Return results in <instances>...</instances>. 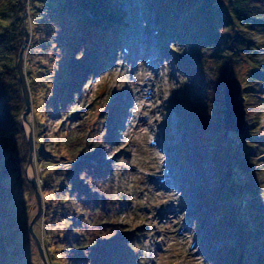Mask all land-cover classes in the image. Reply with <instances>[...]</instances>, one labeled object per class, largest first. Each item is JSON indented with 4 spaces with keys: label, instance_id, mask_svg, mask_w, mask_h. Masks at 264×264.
Returning <instances> with one entry per match:
<instances>
[{
    "label": "rangeland",
    "instance_id": "1",
    "mask_svg": "<svg viewBox=\"0 0 264 264\" xmlns=\"http://www.w3.org/2000/svg\"><path fill=\"white\" fill-rule=\"evenodd\" d=\"M22 2L26 5L27 14L28 0H22ZM154 2L155 0H120V8L126 12V19L122 20L118 30L120 37L117 47L108 49L105 71H98L91 81L85 78L83 100L80 104L82 106L84 104L86 108L87 104L96 98L95 89L99 87L98 85L101 82H107L105 92L109 91L107 93L109 96L104 95L102 102L105 104L109 100L116 101L119 104L116 112L123 110L124 113L110 126L113 131L103 149L102 164L111 165L114 184L112 196L117 198L114 200L117 204L116 209L114 212L108 211L107 217L111 222L123 223L130 232H136L139 238L138 241L134 240L133 244L131 243L129 256L136 264H212L208 257H212L211 253L214 250L218 252L220 246L224 244V242L210 240L217 234L216 229L210 224L212 216L209 215L207 208L208 199L211 200L214 196L211 193L216 187V173L222 174L227 164L230 168L234 167L235 176L242 180L248 179L259 186L262 195L257 201L258 209L264 214V169L261 167L257 171L256 168L251 170L249 164L253 163V160L250 159L247 160L248 164L245 163L249 152L253 155V159H261L264 162V155L260 150V146L264 147V144H260L264 135V104L260 102L261 104L253 108L254 113L258 114V119L254 117L255 121L252 122L253 135L258 138L256 143L247 145L239 136L232 133L234 131H229L223 138L224 128L223 131H219L217 126L220 124L219 117L223 114L224 106L221 98L224 83L221 79H216L217 76L214 75V70L209 65L211 62L207 58L229 63L230 60L233 61L228 54L229 50L225 51V57H221L219 55L225 54L221 53L223 50H219V41L215 44L208 41L210 37L207 31L212 33V23H203L200 34L196 38L192 37L191 39H194L190 41H187L186 37L190 38L191 33L185 32L184 29L174 34V39L170 38V31H166L162 38L157 37V25L150 8ZM34 4V0L30 2L31 7ZM36 4L35 10H32L36 23H32L31 31L25 28L27 40L25 42L24 36L23 41L29 43L30 37L33 36L32 42L36 48H39L53 40L52 32L44 34L42 29L49 26L50 18L56 20L58 13L56 15L51 11L49 5L51 3L47 0H37ZM27 19L29 23L31 20ZM214 28L219 30L218 39L219 37L226 39L225 29ZM39 29L42 34H39ZM247 36L256 44L257 60L264 65L262 31L256 29ZM235 37L234 34L227 37L232 46L234 41L238 42ZM221 44L227 46L228 42ZM123 47L128 49V53L124 52ZM96 48L98 54V47ZM159 49L166 54L161 53ZM47 50L52 54L53 48H47ZM24 52H22L23 67L30 103L26 116L28 123L22 122V129L26 141L29 135L31 136L34 148L32 165H29L27 161L24 173L31 187L29 192L32 199L29 200L27 197L28 201L26 200L25 185L20 186V180L15 174L19 171V166L14 165V170L12 163H3L0 175L6 178L2 182L3 187L0 188V205L6 212L0 209V231H2L0 232L2 234L0 264H63L64 257L61 259L59 254L53 255L52 251L55 248L52 247V251L46 248L44 251L49 244L46 242L48 233L51 234L54 226L50 221L48 210H45L44 194L42 195L40 188L46 175L44 170L49 167L50 162L59 163V155L63 153V151L58 153L57 137L54 135L63 118L50 117L48 114L51 113L52 108L47 110L48 114L45 113L46 106L42 100V94L48 91L46 87L53 80L43 78L39 82V90H30L36 87L34 84V86L31 85L30 72L32 71V75L35 76L34 70L38 67L37 65L32 69L29 67L26 51ZM55 54L57 60L63 56L58 50ZM140 55H143L142 62L138 60ZM151 55H155L157 59L150 61ZM236 56H238L237 60H234L233 70L229 74L244 83L243 77L248 65H244L242 55ZM50 57L47 59L50 60ZM178 59L183 62L184 69L177 65ZM149 61L153 72L147 70ZM187 66L197 70L199 75L191 73ZM50 69L49 67L46 73ZM260 70H254L258 77L264 75V67ZM142 78L148 79L152 98L145 90L146 85H141ZM214 85L221 90L219 97L215 93L207 94L208 90L213 91ZM50 87H53V84H50ZM196 87L208 98L201 96L203 94L191 92V89H197ZM246 95L244 90L240 89L238 99ZM119 97H122L121 101L118 100ZM211 109L214 110L211 111ZM72 110L73 108H69L70 114H73ZM201 110H206L203 119L197 116ZM244 114L243 120L246 123V111ZM139 119L141 122L138 121ZM19 120L21 122V115ZM25 124L29 126L28 130ZM114 130H117L116 136ZM13 131L15 126L10 115L0 103V149L4 146L2 139L6 141L8 147L12 148L14 141H17L11 135ZM39 132L44 134V138L40 137ZM153 135L159 142L157 147L149 145V139ZM15 149L17 152L16 147ZM215 158L219 159L218 165H215L212 160ZM28 168L33 171L42 208L32 226V234L28 232V226H25V215L33 217L38 207L34 188L29 182L32 175H27ZM166 168L172 172L169 177L165 176ZM160 178L166 181L160 182ZM169 178H172V181ZM245 195L249 198L248 194ZM119 204L121 207L117 212ZM225 207L229 210L234 206L229 203ZM5 216L12 217L14 222L20 224L9 225L5 229V225L2 226L6 221ZM180 228L184 230L179 231ZM11 233L18 238L14 243H11L13 240ZM223 233L224 237L228 238L226 242L229 240L235 242L239 239L234 228L230 226H226ZM36 240L42 254L45 252L43 260ZM192 243L194 247L190 248ZM64 255L67 257L68 253ZM215 262L216 259L213 260V263Z\"/></svg>",
    "mask_w": 264,
    "mask_h": 264
},
{
    "label": "trees",
    "instance_id": "2",
    "mask_svg": "<svg viewBox=\"0 0 264 264\" xmlns=\"http://www.w3.org/2000/svg\"><path fill=\"white\" fill-rule=\"evenodd\" d=\"M21 1L0 0V103L10 115L15 126V131L11 132V135L17 140L14 141L12 148L8 147L4 139L1 140L4 146L0 149V168L3 163H12L13 167L19 166V171L15 174L20 180V186L25 185L26 200L28 201L27 197L31 200L32 195L29 192L31 187L24 173L29 144L23 137L19 120L25 103L16 69L18 54L23 49V52L26 51L29 67L31 69L35 65L38 67L34 70L35 76L32 75V71L30 72L31 85L36 86L30 90H39L38 85L43 78L53 80L50 83L53 87L47 85L48 91L42 94L46 106L45 113L52 108L51 113H47L50 117L63 118L57 133L54 134L57 137L58 153L60 151L63 153L59 155V163L50 162L49 167L44 170L46 175L40 186L41 193L44 194L45 210H48L50 221L54 226L51 234L48 233L46 242L49 244L47 247L44 246V251L46 248L51 251L55 248L52 251L53 255L59 254L61 259L64 257L63 264H129L130 262L136 264L129 253L133 241L139 239L137 233L130 232L123 223L111 222L107 217L108 211L114 212L116 209L117 204L114 200L117 198L112 196L114 184L111 165L102 164V152L108 143V137H111L110 125L112 119L117 116L119 105L111 100L105 104L102 102L103 96L109 93V91L105 92L107 82H101L98 85L100 88L97 86L98 88L95 89L97 96L87 104L86 108L84 104L83 106L80 104L83 100L85 78L91 81L98 71H105L109 43L116 42L110 37L118 34L122 20L126 19V13L120 8V0H47L51 3L49 4L51 11L56 15L58 13V17L56 20L50 18L49 26L42 31L44 34L52 32L53 40L36 48L32 42L33 36L30 37L29 43H24L23 39L24 28L31 31L32 23H36L32 10H35L37 0H34L33 7L30 6L33 0H28V11L25 16ZM150 8L154 12L158 26L157 34L160 36L170 31V36L174 39V34L184 29L185 32L191 33L190 38L186 37V40L190 41L192 37L196 38L200 34L203 23L213 24L211 27L213 34L207 31L210 37L208 41L214 44L219 41L221 45L219 50H223L221 53L225 54L219 56L225 57V51L229 50L228 54L231 59L233 58L229 63L207 58L211 62L209 65L212 66L216 79H221L222 83L233 70L234 60L236 61L238 57L236 55L243 56L244 65H248L245 71L246 79L244 76V83L237 79L241 89L247 94L242 97L246 111V130L242 134L232 133L239 136L247 145L256 143L258 138L253 135L252 122L255 121L254 117L258 119V114L254 113L253 108L260 102L264 104V75L258 77L254 70L261 71L260 68L263 70L264 65L257 60L256 44L248 39L247 34L260 29L264 36V0H155ZM27 18L31 20L29 23ZM214 27L225 29L226 39L220 37L218 39L219 30ZM39 30V34H42L41 29ZM232 34L236 35L235 40H238V42L234 41V46L229 44L230 39L227 38ZM222 42H228V45L221 44ZM96 47L99 50L98 54ZM47 48H53L52 54ZM54 50L60 51L62 58L57 60ZM49 56L51 61L47 59ZM177 65L184 69L181 60H177ZM49 67L51 69L46 73ZM186 68L191 73L199 75L194 68L190 66ZM214 86L213 91L208 90L207 94L215 93L219 97L221 90ZM191 92L203 94L201 96L208 98L198 88L191 89ZM118 100L121 101L122 97ZM69 108H73V114L69 113ZM205 112L206 110L199 111L198 118L203 119ZM75 114L79 115L76 117ZM219 119L220 124L217 128L223 131V119L222 117ZM39 133L40 137L44 138V134ZM263 140L264 135L260 144H264ZM260 150L264 155L263 146H260ZM38 152L43 151L38 150ZM252 156L249 152L245 161L247 163L248 159L253 160V163L249 164L250 169L256 168V171L261 167L264 169L263 160H255ZM212 160L216 165L219 159ZM234 173H236L234 167L230 168L226 164L222 174H215L216 187L211 193L214 196L211 200L208 199L209 203L207 202L209 215L212 216L210 224L217 231L215 238L211 237L210 240L224 242L221 243L223 245L218 252L214 250L211 253V259L216 258L215 263L211 262L212 264H264V214L259 211L257 203L262 193L259 186L248 179H240ZM4 178L6 177L0 175V188L3 187ZM245 194H248L249 198H246ZM229 203L234 206L233 209L228 210L225 207ZM120 207L121 204L117 212L120 211ZM0 209L6 212L1 205ZM31 218L32 216L25 215L26 227ZM5 219L2 224L5 225V229L9 225L20 224L14 222L12 217L5 216ZM226 226L234 228L238 241L226 242L228 238H225L223 233ZM11 236L13 239L11 243L18 240L15 234L11 233ZM66 252L67 257L64 255Z\"/></svg>",
    "mask_w": 264,
    "mask_h": 264
},
{
    "label": "water",
    "instance_id": "3",
    "mask_svg": "<svg viewBox=\"0 0 264 264\" xmlns=\"http://www.w3.org/2000/svg\"><path fill=\"white\" fill-rule=\"evenodd\" d=\"M22 8L24 9V15L26 14V5L24 2L21 1ZM24 36H25V42L27 40V30L24 28ZM23 51L20 50L17 61H16V69H17V78L18 81L21 85V90L23 94V99L25 103V110L21 114V125L23 126L22 122L28 123L26 116L29 111V103H30V98H29V93L27 89V84H26V77H25V72H24V67H23ZM241 89L240 82L237 80L235 77H231L230 75L227 77V80L224 84L223 88V101H224V110H223V121H224V127H225V133L224 135L227 134L228 131H234L237 133L243 132L245 128V123L243 120L245 110L242 108L243 103L241 104L242 97L240 100L238 99V95ZM28 144H29V155H28V164L32 165V159L34 155V148H33V142L31 139V136L29 135L28 138ZM29 182L31 183L32 188H34L35 191V199H36V204H37V213L32 217L31 221L28 224V232L32 234V226L37 219V217L40 215L42 208H41V197L39 192L37 191V184L34 178V175L32 173L31 180L29 179ZM36 244L38 247V251L40 254L41 259L43 260L44 252L42 254L41 247L39 243L36 240Z\"/></svg>",
    "mask_w": 264,
    "mask_h": 264
},
{
    "label": "bare ground",
    "instance_id": "4",
    "mask_svg": "<svg viewBox=\"0 0 264 264\" xmlns=\"http://www.w3.org/2000/svg\"><path fill=\"white\" fill-rule=\"evenodd\" d=\"M156 59H157V57H155V55H151V60L150 61H155ZM138 60L142 62L143 61V55H140L139 58H138ZM150 61L148 62L149 64H147V67H148L147 70H149L150 72H153V67L150 64ZM141 81H142L141 85H146L145 90H148V89L151 90V85L148 82V79L142 78ZM151 98H152V92H151ZM138 121L141 122L140 119ZM25 128H26V130H28L29 126L25 124ZM32 173H33L32 169L31 168H28L27 175L28 176H31Z\"/></svg>",
    "mask_w": 264,
    "mask_h": 264
}]
</instances>
